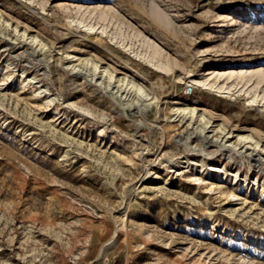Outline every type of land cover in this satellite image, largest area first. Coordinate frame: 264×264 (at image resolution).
Returning <instances> with one entry per match:
<instances>
[{"label":"rangeland","instance_id":"374dc122","mask_svg":"<svg viewBox=\"0 0 264 264\" xmlns=\"http://www.w3.org/2000/svg\"><path fill=\"white\" fill-rule=\"evenodd\" d=\"M232 69L264 0H0V264H264V82L191 83Z\"/></svg>","mask_w":264,"mask_h":264},{"label":"bare ground","instance_id":"6f19581e","mask_svg":"<svg viewBox=\"0 0 264 264\" xmlns=\"http://www.w3.org/2000/svg\"><path fill=\"white\" fill-rule=\"evenodd\" d=\"M157 15H159V18L160 17H163L162 14L160 12H157ZM163 21V20H162ZM85 31L89 32L87 34H90L92 33L93 31V28L92 27H89L87 28ZM153 43V42H151ZM150 47L152 48V54H150L148 57L151 59H155L157 56L160 57L162 56V53H161V50L158 48V46L153 43L152 45H150ZM151 50V49H150ZM156 60V59H155ZM73 71H76L77 69H79V65H70L69 66ZM159 67H162L164 69H166V66L163 64V63H160L159 64ZM263 69V68H262ZM262 69H259V70H253V71H247V70H244V69H241V70H229V71H226V72H220V71H216V70H209L207 71L206 73L203 74V77L201 78V80H193L191 81L192 85L194 86H200L202 87L203 89H211V90H215L219 93H227L229 94L230 91L233 89V88H237V87H246V89H249L251 86V89L250 91H248L247 94H251V92L253 93L251 96H250V100H249V104H255L257 102V100L259 99L260 95L257 93V89L261 86V84L264 82V73L262 72ZM81 69H79L78 71H80ZM104 73H106V75L108 76V79L109 81H112L113 80V76L110 75L109 73H107V71L105 70ZM255 76L256 78V81L254 79L253 81V77ZM84 77V76H83ZM86 77L87 78H90V81H100L99 84L100 85H104L107 84L106 79H102V77H97V73L96 71H94L93 73H87L86 74ZM222 78V82H219L218 80ZM86 80V79H85ZM118 81H121V80H118ZM111 83L112 82H109L108 85L111 86ZM113 85V84H112ZM129 85L125 86L126 90L128 93H134L133 94V98L132 100L134 102H136V105L137 106H143V103H142V98L145 97L146 95H144V92L141 88L137 87L136 85H132L130 88H128ZM116 87V86H114ZM118 89L116 92H122L123 91V85H121V82L120 84L117 86ZM113 88V87H112ZM111 88V89H112ZM128 88V89H127ZM124 89V90H125ZM125 90V91H126ZM132 90V91H131ZM124 92V91H123ZM122 92V93H123ZM122 93L119 95L120 97L122 96ZM130 94V95H131ZM124 96V95H123ZM126 98H127V95H126ZM125 98V99H126ZM122 99V97H121ZM124 99V98H123ZM261 100L263 102V109L262 111H264V93L263 95L261 96ZM127 101V100H126ZM132 101V102H133ZM133 102V103H134ZM133 103H130V104H133ZM129 104V102H127L126 104L124 103V106H127ZM151 104V103H150ZM130 106V105H129ZM147 104L144 105V108L143 109H146L147 108ZM128 107V106H127ZM150 107V106H149ZM142 109V110H143ZM176 113L183 117V119H185L186 117H188L189 115V118H196V108L194 107H186V108H178L176 110ZM200 116V115H199ZM204 117L202 116L201 117V121H204ZM210 127V126H209ZM213 127V126H212ZM196 129H199L198 132L204 134L205 133V129H206V123L204 124H201L199 126H197ZM217 129V128H216ZM214 129L212 132H214L215 135H217L218 133V130ZM221 130V129H219ZM100 133H103L102 130H99ZM213 135L212 137L211 136H205L204 135V139L205 140H208L207 142L209 143H218L221 147H226V144L229 142V137L225 138L222 137L221 140L217 139V140H212L213 137L215 136ZM250 138L248 137H244V136H240L239 137V140L243 143L244 141H247L249 140ZM220 141V142H218ZM231 145V144H229ZM228 145V146H229ZM234 146V145H232ZM220 147V148H221ZM236 147V146H234ZM222 149V148H221ZM224 149V148H223ZM248 150V147L245 148V152H247ZM203 151V150H202ZM198 153V151H197ZM249 155V154H248ZM256 164L258 165L259 163L263 164L264 166V161L262 159H257L255 160ZM255 164V165H256ZM262 169V168H261ZM259 170V168H258ZM222 171V170H221ZM225 174H223V176H220V178L223 180H228V175L226 174V172H224ZM210 176L212 174H209ZM260 176V175H259ZM236 177V176H235ZM249 189H251L249 187ZM123 220V219H122ZM116 227H124V221H121L119 220V222L117 223V226ZM118 229V228H117ZM122 230V229H121ZM120 231V230H118ZM199 255H202V254H199ZM243 260V259H242ZM237 264H254L252 261H237Z\"/></svg>","mask_w":264,"mask_h":264},{"label":"built area","instance_id":"2783aa9c","mask_svg":"<svg viewBox=\"0 0 264 264\" xmlns=\"http://www.w3.org/2000/svg\"><path fill=\"white\" fill-rule=\"evenodd\" d=\"M184 93L186 94V95H192L193 94V89H192V87L191 86H186L185 87V90H184Z\"/></svg>","mask_w":264,"mask_h":264}]
</instances>
